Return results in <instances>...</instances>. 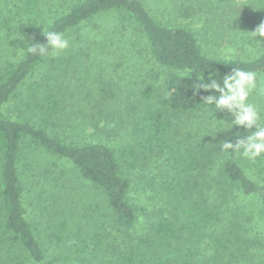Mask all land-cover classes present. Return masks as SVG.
Here are the masks:
<instances>
[{"label":"trees","instance_id":"trees-1","mask_svg":"<svg viewBox=\"0 0 264 264\" xmlns=\"http://www.w3.org/2000/svg\"><path fill=\"white\" fill-rule=\"evenodd\" d=\"M37 3L27 0L29 17L15 24L21 49L0 66V264H44L55 246L47 247V240L58 246L75 242L74 248L59 254L62 264L72 258L74 264H93L99 257L97 241L89 245L84 238L71 240L63 227L45 240L27 217L21 163L40 150L70 161L100 188L122 232L135 227L151 205L135 200L133 170H152L143 187L152 201L151 217L145 231L132 239L129 256L121 255V264H264V156L250 161L232 150L222 151L220 140L235 141L236 133L243 135L245 130L216 132L218 119L230 121L231 116L204 106L200 95L207 93L195 90L198 77L204 74L206 79L210 65L219 70L220 79L234 67L252 71L257 87L249 100L264 117V38L250 34L264 20V0L180 1L173 6L175 16L164 19L152 13L148 0H71L65 13L41 27L35 21L42 13ZM108 13L117 16L118 45L126 49L137 32L153 63L164 71L158 88L149 84L144 93L151 98L157 92V111L136 126L135 142L120 148L72 140L55 130L66 110L67 94L73 92L68 83L77 72L75 56L40 57L24 47L45 42L43 30L67 35ZM7 25L9 20L0 16V29ZM202 43L228 49L232 56L211 55ZM81 49L86 52L88 47ZM13 100L16 118L4 112ZM189 117H209V123L204 120L205 126L184 136ZM156 216L160 218L153 219Z\"/></svg>","mask_w":264,"mask_h":264},{"label":"rangeland","instance_id":"rangeland-1","mask_svg":"<svg viewBox=\"0 0 264 264\" xmlns=\"http://www.w3.org/2000/svg\"><path fill=\"white\" fill-rule=\"evenodd\" d=\"M180 1L189 0H148L147 5L155 16L164 19L170 15L175 16L173 6ZM70 2L71 0H38L37 5L39 4L42 13L35 16L36 25L41 27L50 24L55 17L68 10ZM27 7V0H0V16L9 20V25L0 29V66L14 54L15 49H21L22 43L17 40L15 24L20 20H27L29 16L24 9ZM116 20L114 13L97 16L65 35L70 46L55 57L74 55L78 68L75 74L70 75L68 87L73 92L67 94L64 103L66 110L55 130L72 140L100 141L120 148L134 143L135 133L138 132L136 126L143 124L145 118L147 122L151 116L149 112L157 111V92L151 98H146L144 93L149 84L158 88L164 71L153 63L145 40L137 32L132 34L134 39L127 40L126 49L123 50L118 45L121 41L116 37ZM188 21L184 20V23ZM191 26L192 29L197 28L196 24ZM202 44L204 50L211 55L232 56L228 49ZM83 46L88 47L86 52L81 49ZM37 77L38 75L35 76ZM26 87L24 86V94L28 91ZM16 105L17 100H13L5 108V114L16 118ZM207 115H212V119L217 116ZM189 118L191 119L183 127L184 136L188 132L194 133L195 129L198 131L200 125L205 126L202 124L205 118ZM94 120L98 125H92ZM214 126L215 123L210 128ZM25 161L26 164L21 163L22 172L25 166L24 173H21L24 206L27 217L41 236L46 240L56 229L63 227L71 240L84 238L89 245L97 241L94 249L100 253L93 264H104L107 260L115 264L124 263L121 255L129 256L132 252L129 247L133 244L132 239L137 238V233L143 232L151 217L152 201L149 199L148 189L145 191L143 187L151 180L152 170L149 171L147 166H144L146 172L140 168L133 170L135 200L141 206L151 205L148 207L149 213L143 212L135 227L126 228L122 232L116 227V220L101 189L84 179L70 161L43 150L34 152ZM158 218L160 216L153 219ZM52 244L55 246L51 251L49 249L48 260L44 264H62L59 254L74 248L75 242L58 246L47 240V247ZM86 255L89 256L88 253ZM74 261L72 258L67 264H74Z\"/></svg>","mask_w":264,"mask_h":264},{"label":"clouds","instance_id":"clouds-1","mask_svg":"<svg viewBox=\"0 0 264 264\" xmlns=\"http://www.w3.org/2000/svg\"><path fill=\"white\" fill-rule=\"evenodd\" d=\"M250 34L254 39L264 38V20L250 31ZM43 35L45 42H35L24 46L28 53L40 57L56 56L70 46L69 39L62 32L43 30ZM20 38L23 39V37ZM11 59L15 61V57ZM218 76H220L219 70L213 69L210 65L207 78L205 79L204 74L198 77L196 92L207 93L200 95V101L204 106L211 107L215 113L226 112L231 116L230 121L227 118L218 119L219 128L216 132H228L233 127H242L246 133L242 135L237 132L235 141L220 140V148L224 152L232 150L243 158L255 161L264 156V117L261 116L256 104L249 100L257 87L256 74L234 67L221 79H217Z\"/></svg>","mask_w":264,"mask_h":264}]
</instances>
